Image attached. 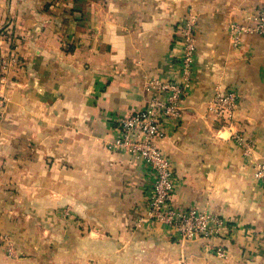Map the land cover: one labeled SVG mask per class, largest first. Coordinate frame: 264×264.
<instances>
[{"label": "crops", "instance_id": "crops-1", "mask_svg": "<svg viewBox=\"0 0 264 264\" xmlns=\"http://www.w3.org/2000/svg\"><path fill=\"white\" fill-rule=\"evenodd\" d=\"M261 7L0 0V264H264V179L254 175L264 159V35L231 28L253 26ZM189 20L193 82L156 144L173 167V204L223 225L182 240L146 218L152 175L112 142L120 119L145 106L148 79L181 77ZM219 85L240 94L228 124L208 108Z\"/></svg>", "mask_w": 264, "mask_h": 264}, {"label": "built area", "instance_id": "built-area-1", "mask_svg": "<svg viewBox=\"0 0 264 264\" xmlns=\"http://www.w3.org/2000/svg\"><path fill=\"white\" fill-rule=\"evenodd\" d=\"M255 24H232L237 34L256 32L264 35V8L254 13ZM190 20L183 29L185 44L180 63L182 74L178 80L151 78L145 82L148 99L143 108L120 119V133L113 139L114 149L125 151L147 166L152 175L151 190L146 200V218L162 222L176 228L182 240L209 238L222 231V218L208 213L196 206H175L172 202L174 192L173 167L165 153L156 144L165 135L168 119H180L183 99L193 82L192 65L196 52V37ZM240 101V94L234 86L219 85L208 102L209 110L218 122L230 123ZM234 140L249 154L251 144L243 135L235 132ZM254 175L264 179V159L257 162ZM217 255L226 254L225 247H213Z\"/></svg>", "mask_w": 264, "mask_h": 264}, {"label": "rangeland", "instance_id": "rangeland-1", "mask_svg": "<svg viewBox=\"0 0 264 264\" xmlns=\"http://www.w3.org/2000/svg\"><path fill=\"white\" fill-rule=\"evenodd\" d=\"M213 237H215V236H213ZM214 240V239H213ZM214 242V244H215V240L213 241Z\"/></svg>", "mask_w": 264, "mask_h": 264}]
</instances>
